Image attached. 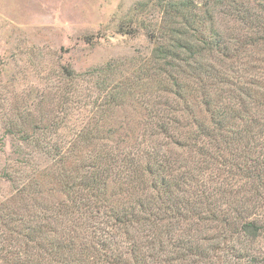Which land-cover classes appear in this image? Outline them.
<instances>
[{"label": "trees", "instance_id": "obj_1", "mask_svg": "<svg viewBox=\"0 0 264 264\" xmlns=\"http://www.w3.org/2000/svg\"><path fill=\"white\" fill-rule=\"evenodd\" d=\"M158 1L160 41L132 63L149 126L99 140L132 85L107 84L113 62L83 74L104 95L77 134L90 152L71 171L58 153L54 200L23 193L1 216L0 264H264V0ZM215 8L246 30L225 32Z\"/></svg>", "mask_w": 264, "mask_h": 264}, {"label": "rangeland", "instance_id": "obj_2", "mask_svg": "<svg viewBox=\"0 0 264 264\" xmlns=\"http://www.w3.org/2000/svg\"><path fill=\"white\" fill-rule=\"evenodd\" d=\"M239 1L258 8L261 0ZM159 9L158 0H0V219L23 193L54 200L58 153L67 155L64 168L71 171L90 152L77 134L99 118L104 95L86 72L113 62L107 84L128 78L132 85L95 126L99 140L114 145L149 126L154 99L148 88L133 87L132 63L160 41ZM213 18L225 32L246 30L217 8Z\"/></svg>", "mask_w": 264, "mask_h": 264}]
</instances>
